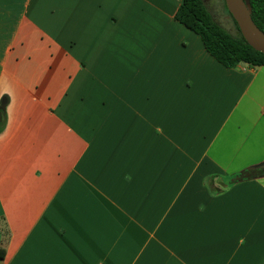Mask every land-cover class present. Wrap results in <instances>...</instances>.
<instances>
[{"label":"crops","instance_id":"1","mask_svg":"<svg viewBox=\"0 0 264 264\" xmlns=\"http://www.w3.org/2000/svg\"><path fill=\"white\" fill-rule=\"evenodd\" d=\"M179 1L0 0V264H264V65Z\"/></svg>","mask_w":264,"mask_h":264},{"label":"trees","instance_id":"2","mask_svg":"<svg viewBox=\"0 0 264 264\" xmlns=\"http://www.w3.org/2000/svg\"><path fill=\"white\" fill-rule=\"evenodd\" d=\"M249 3L252 20L264 31V0H249ZM223 5L225 7L224 1ZM173 15L177 21L197 33L206 51L223 65L230 67L238 62L264 65V53L244 40L235 20L232 18L238 33L232 34L212 17L202 0H180ZM243 176L239 173L232 179ZM2 255L3 248L0 246V259Z\"/></svg>","mask_w":264,"mask_h":264},{"label":"water","instance_id":"3","mask_svg":"<svg viewBox=\"0 0 264 264\" xmlns=\"http://www.w3.org/2000/svg\"><path fill=\"white\" fill-rule=\"evenodd\" d=\"M226 9L235 20L238 30L244 40L254 49L264 53V31L252 20L249 0H223ZM241 176L249 175L241 171Z\"/></svg>","mask_w":264,"mask_h":264},{"label":"rangeland","instance_id":"4","mask_svg":"<svg viewBox=\"0 0 264 264\" xmlns=\"http://www.w3.org/2000/svg\"><path fill=\"white\" fill-rule=\"evenodd\" d=\"M212 17L226 30L232 34H237L235 23L231 15L223 5V0H202Z\"/></svg>","mask_w":264,"mask_h":264}]
</instances>
